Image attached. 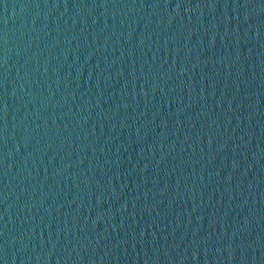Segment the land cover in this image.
Masks as SVG:
<instances>
[{
	"label": "water",
	"instance_id": "95a60500",
	"mask_svg": "<svg viewBox=\"0 0 264 264\" xmlns=\"http://www.w3.org/2000/svg\"><path fill=\"white\" fill-rule=\"evenodd\" d=\"M0 264H264V0H0Z\"/></svg>",
	"mask_w": 264,
	"mask_h": 264
}]
</instances>
